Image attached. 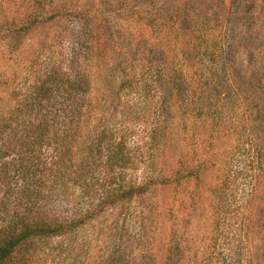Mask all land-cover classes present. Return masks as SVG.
I'll list each match as a JSON object with an SVG mask.
<instances>
[{
  "label": "trees",
  "instance_id": "trees-1",
  "mask_svg": "<svg viewBox=\"0 0 264 264\" xmlns=\"http://www.w3.org/2000/svg\"><path fill=\"white\" fill-rule=\"evenodd\" d=\"M49 2L32 0L26 22L7 30L25 31L39 21L51 20L53 13L41 15ZM146 2L145 10L158 11L157 6L167 5V1ZM88 32L83 26L67 57L44 58L46 67L28 71L23 85L12 91L11 106L0 102V264H54L59 256L61 260L69 254L75 261L71 251L85 225L99 214L117 209L118 217L112 223L118 232L124 231L134 216V203L142 204L137 214L144 236L138 248L142 255L136 256L114 240L101 250L94 264H142L141 258L154 257L160 250L164 264H175V252L182 254L186 264H218L217 250L228 239L223 226L237 214L235 204L240 200L234 175L229 174L232 171L227 170L210 187L213 217L206 250L188 245L189 231L173 227L177 218L185 217L191 223L189 199L193 195L170 201L167 236L160 230L162 205L149 196L160 184L179 189L193 183L196 192L205 191V172L214 163L213 141L224 124L219 97L227 84L230 55L218 40L211 62L201 66L194 61L201 56V45L188 42L192 52L175 51L164 64L147 61L120 68L117 87L110 91L103 85L93 102L87 80L93 73L106 76L109 71L98 57L100 38L94 35L91 40ZM8 46L10 53L17 49L14 42ZM94 56L101 64L95 70L87 60ZM166 88L171 92L165 93ZM130 92L134 101L123 98ZM208 117L212 129L209 149L204 151L195 124ZM174 118L178 119L182 147H193L198 153L191 155L186 150L167 163L160 144L165 145L163 139ZM170 238L175 241L171 243ZM82 251L86 253V248Z\"/></svg>",
  "mask_w": 264,
  "mask_h": 264
},
{
  "label": "rangeland",
  "instance_id": "rangeland-1",
  "mask_svg": "<svg viewBox=\"0 0 264 264\" xmlns=\"http://www.w3.org/2000/svg\"><path fill=\"white\" fill-rule=\"evenodd\" d=\"M164 1H167L166 6H157L160 10L152 11L145 10L146 0H50L41 15L53 13L51 20H42L25 31L12 33L7 28L26 22L32 0H0V100H3L0 102L11 106L12 91L23 85L28 71L48 65L43 64L44 58L48 61L67 57L83 26L89 30L91 40L94 35L100 38L98 57L109 71L106 76L93 73L87 80L93 102L103 85L110 91L117 87L122 67L147 61L164 64L171 60L175 51L178 54L192 52L188 42L193 41L202 47L201 56L194 61L204 66L211 62L215 43L220 40L224 51L230 55L226 61L229 67L227 84L219 97L224 124L213 141L210 153L214 163L205 172V191L196 192L193 183H187L182 189L160 184L149 197L162 205L159 229L167 236L171 219L166 212L170 201L179 195L187 198L193 195L189 199L191 223L185 221V217L184 220L177 218L178 223L173 227L181 226L189 231L186 235L188 245H201L206 250L211 242L207 237L213 217L210 187H215L227 170L232 171L229 174L234 175L240 200L235 204L238 205L237 214L229 217L223 226L228 239L220 245L214 259L218 264H264V0H157L159 4ZM10 38L17 45L14 53L9 51ZM87 60L94 70L101 65L95 56ZM64 66L67 67L66 62ZM28 76L33 79V73ZM167 92H171V88H166ZM134 97L131 92L123 96L126 101H134ZM177 123V118L171 120L170 132L163 139L165 145L160 144L167 153V163L186 150L191 155L194 151L198 153L193 147H182ZM210 129L209 117L195 124V131H201L200 144L204 151L209 149ZM133 205L134 216L124 231L118 232L112 223L118 217V210L109 209L80 231L71 251L76 255L75 261L69 254L61 256V260L59 256L58 263L54 264H94L101 250L114 240H119L127 250L132 249L136 256L142 255L138 248L144 243V236L137 217L142 204ZM170 239L171 243L175 241ZM84 247L86 253L82 251ZM158 248H161L159 243ZM180 255L175 252L172 261L186 264L187 260ZM164 256L160 250L154 257L140 261L142 264H164Z\"/></svg>",
  "mask_w": 264,
  "mask_h": 264
}]
</instances>
